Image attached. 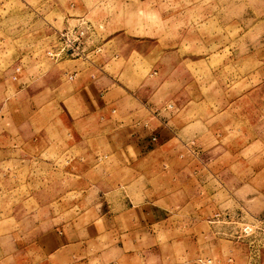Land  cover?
I'll use <instances>...</instances> for the list:
<instances>
[{"label":"rangeland","instance_id":"rangeland-1","mask_svg":"<svg viewBox=\"0 0 264 264\" xmlns=\"http://www.w3.org/2000/svg\"><path fill=\"white\" fill-rule=\"evenodd\" d=\"M80 23L84 54L51 56ZM104 73L130 92L123 103L175 127L153 159H117L115 130L75 110L73 83ZM158 194L172 231L143 241L142 264H264V0H0V264L114 251L113 237L74 246L59 232ZM184 216L198 223L179 230Z\"/></svg>","mask_w":264,"mask_h":264},{"label":"crops","instance_id":"crops-1","mask_svg":"<svg viewBox=\"0 0 264 264\" xmlns=\"http://www.w3.org/2000/svg\"><path fill=\"white\" fill-rule=\"evenodd\" d=\"M114 81L109 73H104L94 80L80 76L72 86L75 110L82 116H96L101 127L115 130L120 144V152L115 153L117 159L127 161L126 163H130L131 166L148 158L153 159L164 145L172 142L177 131L166 117L159 113L148 112L144 103H123L127 93L130 92L122 84ZM159 158L164 159L167 156L162 154ZM130 168L124 166L120 175H130L132 173ZM155 189L157 187L154 185L144 187L146 192ZM177 199L178 204L181 201L179 209L185 210L190 207L191 201L184 195L178 194ZM171 207L173 204L170 197L167 194H158L127 207L121 205L120 211L113 214H109L108 211L104 214L92 211L88 213L89 215H82L79 218L81 220H73L71 226H64L59 232L63 238L75 237V241L70 245H81L83 242L79 238L84 237L91 240L113 237L121 245H117L114 251H86L84 248L82 251L63 252L67 253L68 258L78 260L83 257L82 262H74V264H136L137 261L142 264L143 256L153 252L149 249L144 251L143 241L150 240L154 245L172 231L169 227ZM178 223L180 230L181 224L196 225L198 222L195 217L192 220L190 216H184ZM185 233L186 228L179 234V239H182L183 235L185 240ZM197 234L195 232L198 240ZM127 246L129 251H125ZM107 255L112 258L104 260L103 257Z\"/></svg>","mask_w":264,"mask_h":264},{"label":"built area","instance_id":"built-area-1","mask_svg":"<svg viewBox=\"0 0 264 264\" xmlns=\"http://www.w3.org/2000/svg\"><path fill=\"white\" fill-rule=\"evenodd\" d=\"M88 24L80 23L73 27H67L60 31L56 44L53 46L49 54L53 57H61L63 55L82 56L85 52V39L90 31ZM249 226L242 228V233L248 235Z\"/></svg>","mask_w":264,"mask_h":264}]
</instances>
